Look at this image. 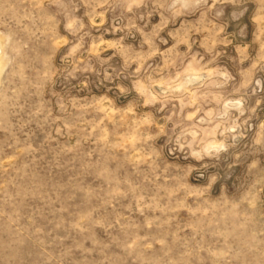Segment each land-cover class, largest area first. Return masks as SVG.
<instances>
[{"label": "rangeland", "instance_id": "rangeland-1", "mask_svg": "<svg viewBox=\"0 0 264 264\" xmlns=\"http://www.w3.org/2000/svg\"><path fill=\"white\" fill-rule=\"evenodd\" d=\"M0 264H264V0H0Z\"/></svg>", "mask_w": 264, "mask_h": 264}, {"label": "bare ground", "instance_id": "bare-ground-1", "mask_svg": "<svg viewBox=\"0 0 264 264\" xmlns=\"http://www.w3.org/2000/svg\"><path fill=\"white\" fill-rule=\"evenodd\" d=\"M1 46H0V72H1V70H2V68H3V65H4V62H3V53H1L2 51H1Z\"/></svg>", "mask_w": 264, "mask_h": 264}]
</instances>
